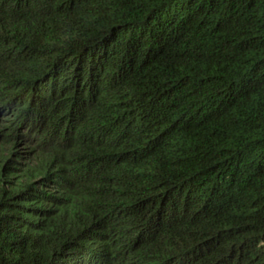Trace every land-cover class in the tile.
Wrapping results in <instances>:
<instances>
[{"label":"trees","instance_id":"obj_1","mask_svg":"<svg viewBox=\"0 0 264 264\" xmlns=\"http://www.w3.org/2000/svg\"><path fill=\"white\" fill-rule=\"evenodd\" d=\"M0 264H264V0H0Z\"/></svg>","mask_w":264,"mask_h":264}]
</instances>
